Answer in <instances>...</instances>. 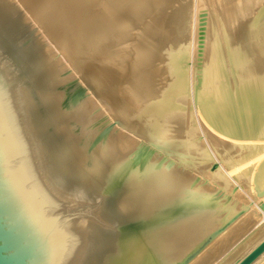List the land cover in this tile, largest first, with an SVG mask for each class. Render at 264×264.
<instances>
[{
	"label": "bare ground",
	"instance_id": "obj_1",
	"mask_svg": "<svg viewBox=\"0 0 264 264\" xmlns=\"http://www.w3.org/2000/svg\"><path fill=\"white\" fill-rule=\"evenodd\" d=\"M192 2L0 0V67L46 182L101 204L98 221L78 223V264H238L264 240V193L238 176L253 158L233 165L264 137V91L248 66L264 60L213 53Z\"/></svg>",
	"mask_w": 264,
	"mask_h": 264
},
{
	"label": "water",
	"instance_id": "obj_2",
	"mask_svg": "<svg viewBox=\"0 0 264 264\" xmlns=\"http://www.w3.org/2000/svg\"><path fill=\"white\" fill-rule=\"evenodd\" d=\"M101 204L81 203L53 188L39 167L38 149L0 67V264H78L87 245L77 229ZM264 240L238 264H253Z\"/></svg>",
	"mask_w": 264,
	"mask_h": 264
},
{
	"label": "rangeland",
	"instance_id": "obj_3",
	"mask_svg": "<svg viewBox=\"0 0 264 264\" xmlns=\"http://www.w3.org/2000/svg\"><path fill=\"white\" fill-rule=\"evenodd\" d=\"M231 1H233V0H231ZM231 1L230 0H195V2H194V0H193L191 10L194 13L193 15L195 17H197V18L194 17V19L195 20L199 19V23H201L200 26L202 29V34L200 37H203V38L205 37L204 39H201V40L202 41L214 40L216 42V43H214L216 46L213 45V43L211 45H213V47L216 51L215 52L213 51V53H215L216 55H221V56L225 55L226 57L224 56L223 58H228V59H226L228 61H230L229 56H231V54L234 55L233 48L236 49V51H238V52L241 50L245 51L247 53V55H249V57H251L252 61H255L261 57H263L262 60H264V30H262L260 28V23L257 24V18H258L257 15H259L264 10V0L256 1L255 5L252 8H248L245 11V13H242V15L240 13H237L236 16H234L235 18H233V17L230 18L227 15L226 9H225V4L230 3ZM211 4L213 6H211ZM207 6L209 9L207 8ZM258 7H259V10H258ZM202 9H206V10H202ZM257 10L260 12H258ZM205 11H207V12L205 13ZM199 12H200V15H199ZM202 13H204V14H202ZM216 13H218L221 16L219 17V15ZM204 15H206V16H204ZM216 16L221 18V19H219V18L217 19ZM204 17L206 18V20H204L205 19ZM254 19H255V21H254ZM219 20H220V22L222 21L221 25H223V26L220 25ZM256 24L258 25V27L256 26ZM225 26H226V31L224 30ZM224 31L226 34L224 33ZM203 32L205 34H203ZM215 33L218 35H216ZM254 33H255V35H254ZM225 37L227 40H225ZM211 38H213V39H211ZM222 38H224V39H222ZM211 45H208L209 48L211 47ZM192 50H194V49H192ZM217 51L219 54L216 53ZM193 52H195V50ZM226 60L224 59V63L227 62V63H225L227 65L228 61H226ZM192 63H193V65H192ZM190 64H191V69L194 66L193 71H196L198 66L195 64V61L191 60ZM220 64H221V67H224V65H225L223 63H220ZM263 65H264V62H263ZM263 65L255 66L254 64H252V65L249 64L248 66L250 67V70L252 69L251 71L249 70V72L253 71V73L256 74L255 76L253 75L254 77H252L253 78V80H252L253 85L258 86V87L260 86L261 90L264 91V83H263L264 82V76H262V75H264V66ZM251 67H253V68H251ZM260 140L259 141L255 140L254 142H256V143L253 142L249 145H246L247 147H244L245 146L244 145L243 148H241L242 150H240V152L238 151L239 152L238 158L233 163V165H238L241 161H244V162L250 161V159H252V158H253V160L256 158L255 160L258 161V163L256 164L255 162H257V161L252 160L251 163L250 162L248 163L249 166L248 165L243 166L241 168V170L238 172V176L243 177L242 181L244 183V186H245L244 191L246 193L247 192L249 193V191H251L250 186H252V187L254 186L253 190L261 188L262 192L264 193V181L262 180L264 176H263V174H261L259 172V171L262 172V170H263L262 168L264 167V165H261L262 162L264 161V160H262V159H264V157H263L264 155L261 157L260 160L257 159V157H256L259 154H261L262 152H264V137L261 138ZM226 143H227V145H230V146L235 145V142L232 140L230 141V139L227 140ZM257 143H259V144H257ZM212 148L214 149V146ZM260 161H261V163H260ZM256 165L257 166L259 165L258 171L256 170L257 169ZM260 165L263 167H261ZM254 168H256V169L254 170ZM254 172H255V174H254ZM258 174L260 175V178H262V179H259V178L257 179V177L259 176ZM246 178L248 179L249 183H248ZM252 179H253V181H252ZM250 181L253 183L251 184ZM254 181H256L258 183L254 182ZM261 181H263L262 184L260 183ZM254 183H255V185H254ZM245 188H247L248 190ZM256 198H257V200H262L263 196L261 194H258V196H256Z\"/></svg>",
	"mask_w": 264,
	"mask_h": 264
}]
</instances>
